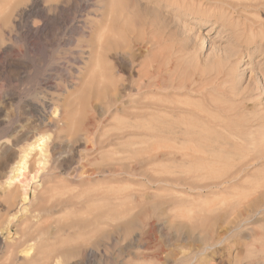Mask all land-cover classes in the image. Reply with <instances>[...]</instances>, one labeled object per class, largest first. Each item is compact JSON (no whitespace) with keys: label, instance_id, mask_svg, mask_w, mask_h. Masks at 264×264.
Wrapping results in <instances>:
<instances>
[{"label":"rangeland","instance_id":"obj_1","mask_svg":"<svg viewBox=\"0 0 264 264\" xmlns=\"http://www.w3.org/2000/svg\"><path fill=\"white\" fill-rule=\"evenodd\" d=\"M20 1L0 0V46H11L27 63L0 75V132L12 127L2 140L21 130L43 132L30 103L39 104L46 93L65 107L69 128L56 139L64 148L51 175L37 165L35 147L25 169L5 183L9 152L0 149V264H264V214L228 231L218 229L222 218L204 214L209 219L199 221V233L211 228L214 239L208 249L200 240L186 241L184 254L176 229L177 199L206 202L219 212L229 208L219 214L226 221L264 193L260 165L219 185L264 150V0H64V14L27 47L14 42L10 30L12 10L25 7ZM78 47L85 65L72 61ZM61 61L71 73L83 68L78 80L62 83L54 65ZM157 67L169 86L147 91L142 86ZM197 70L206 102L191 89ZM178 78L189 88H169ZM45 80L54 89L47 91ZM125 81L134 91L124 113L105 116ZM206 118L215 127L208 137L177 134ZM161 125L175 133L147 134ZM25 136L15 156L33 141ZM88 249L90 256L83 254Z\"/></svg>","mask_w":264,"mask_h":264},{"label":"bare ground","instance_id":"obj_2","mask_svg":"<svg viewBox=\"0 0 264 264\" xmlns=\"http://www.w3.org/2000/svg\"><path fill=\"white\" fill-rule=\"evenodd\" d=\"M49 0H22L20 1V3L22 2H25V7L21 8V9H17L16 11L12 10L13 13L15 12L14 14V19L12 20V26H11V32H12V39L14 42H22L24 44V46H29V45H33L35 44L36 41H39V36L41 33H43V31H45V29H47V26H49L50 24H52V22H55V18L57 16H55L56 14H58V16L61 17L62 14H64V11H65V2L64 0H55L56 3L54 4H48ZM19 4V3H18ZM21 5V4H19ZM258 5V4H256ZM212 8V6H211ZM52 11V13H51ZM66 13V12H65ZM38 18V22H34L32 19L33 18ZM13 18V17H12ZM60 19V18H59ZM58 22V21H57ZM60 22V20H59ZM86 24V22H84ZM54 24V23H53ZM61 24V23H60ZM64 24V23H63ZM88 25V24H86ZM52 26H55L56 25H52ZM51 26V27H52ZM61 26V25H60ZM59 26V27H60ZM83 25H81L82 27ZM57 27V28H59ZM80 27V28H81ZM88 27V26H87ZM86 27V28H87ZM56 28V29H57ZM62 28V27H61ZM60 28V29H61ZM64 29V28H63ZM85 29V27H84ZM92 29V28H91ZM82 30V29H81ZM2 31V30H1ZM48 31H50L48 29ZM54 31V30H52ZM56 31V30H55ZM62 31V30H61ZM88 31V30H87ZM9 32V31H8ZM46 32V31H45ZM5 33V32H4ZM59 33V32H58ZM64 33V32H63ZM44 34H47V33H44ZM62 34V33H61ZM92 34V33H91ZM10 35V36H11ZM60 35V34H59ZM44 36H47V35H44ZM63 36V35H62ZM79 36H82L83 38L86 37L85 36V32L83 31L82 32V35H80L79 33ZM49 37V36H48ZM47 37V38H48ZM60 37V36H58ZM42 38V37H41ZM46 40H49L47 39ZM81 38V37H80ZM11 39V40H12ZM44 39V37L42 38ZM59 39V38H58ZM61 39V38H60ZM65 39V38H64ZM56 40V38H55ZM67 40V39H65ZM41 41V39H40ZM68 41V40H67ZM46 41H44L45 43ZM66 42V41H65ZM64 42V43H65ZM71 42V41H70ZM81 42V41H80ZM47 43V42H46ZM57 43V42H56ZM17 44V43H16ZM59 44V42H58ZM71 44V43H70ZM80 44V43H79ZM7 45V44H6ZM38 45V44H37ZM47 45V44H46ZM61 45V44H60ZM3 46V45H2ZM63 46V44H62ZM67 46V44H66ZM65 46V47H66ZM78 46V45H77ZM80 46V45H79ZM82 46V45H81ZM138 46V45H137ZM26 47H24L26 49ZM31 47V46H30ZM29 47V48H30ZM41 47V46H40ZM28 48V50H30ZM57 48V47H56ZM24 49V50H25ZM143 49V48H142ZM131 50V49H130ZM129 50V51H130ZM16 51V50H15ZM20 51V50H19ZM23 51V50H22ZM145 51V50H144ZM63 53V51H61ZM72 61L75 63V64H78V63H81L82 65H85L84 63V60L82 58L83 61H81L80 59V53L83 51L81 50L80 47H78L76 50H72ZM20 53V52H19ZM139 53V52H138ZM84 54V53H83ZM26 55V54H24ZM22 56V54H21ZM27 56V55H26ZM25 56V57H26ZM31 56V55H30ZM63 56V55H62ZM67 57V56H66ZM65 56L64 57H61L62 59L63 58H66ZM70 57V56H69ZM30 58V57H29ZM60 58V59H61ZM68 58V57H67ZM27 59V57H26ZM49 59V57H48ZM59 59V60H60ZM61 59V60H62ZM69 59V58H68ZM71 59V58H70ZM25 60V58H24ZM22 60V59H18L17 57H14L13 54H12V47H1L0 46V75L3 76V74L7 73L9 74L8 71H10L11 69H18V68H21L23 69V65H27V63ZM30 60V59H27V61ZM64 60V59H63ZM49 61V60H48ZM23 62H25L23 64ZM35 62V61H34ZM41 62V61H40ZM120 62V61H119ZM53 64V63H52ZM52 64L50 66H52ZM63 62H57V63H54L55 67H59L60 69V72L62 73V75L60 73H57V74H60L61 75V78L60 80L62 81V83H64L66 85V83L69 81L68 79L70 78L71 79H75V80H78L76 73L77 74H81V71L83 68H80L77 70V71H73L72 73L71 72H68L64 69V64ZM66 64V63H65ZM30 65V64H29ZM47 65V64H46ZM43 66V65H42ZM64 66V67H63ZM67 66V65H66ZM31 66H29L30 68ZM124 68V69H127L126 67V63L122 64L121 68ZM26 68V67H25ZM20 69V70H21ZM27 69V68H26ZM44 69V68H43ZM51 69V68H50ZM72 70V69H71ZM121 70V69H120ZM131 70V69H130ZM129 70V71H130ZM23 72V70H21ZM31 71V69H30ZM49 71V70H48ZM54 71V70H53ZM127 71V70H126ZM198 71V70H197ZM16 72V71H15ZM19 72V71H18ZM29 72V70H28ZM32 72V71H31ZM125 72V71H124ZM17 73V72H16ZM41 73V72H40ZM130 73V72H129ZM149 73V72H148ZM53 74V73H52ZM175 74V73H174ZM195 74V73H194ZM15 75V73H14ZM46 75V73H45ZM147 75V74H146ZM207 75V74H206ZM12 75H10L11 77ZM18 76V75H17ZM52 76V75H51ZM149 77H147V82L142 86L144 87L147 91H151V90H155V91H162L164 89H167V86H165L166 84H164V78H163V75L161 73V69L160 67H157V68H154L153 69V72L152 74L148 75ZM48 77V76H47ZM130 77V76H129ZM20 78V77H19ZM49 78V77H48ZM58 78V77H56ZM146 78V77H145ZM167 78V77H166ZM194 78V77H193ZM18 79V78H17ZM38 79V78H37ZM52 79V78H51ZM173 79V78H172ZM203 72H199L196 74L195 78L193 79V84L194 86L191 87V89L193 90V92L199 96L203 102H206V99L207 97H204L205 95L202 94V91L203 90V87H204V84H203ZM9 80V79H7ZM39 80V79H38ZM54 80V79H53ZM68 80V81H67ZM11 81V80H10ZM16 81V80H15ZM128 81V80H127ZM9 82V81H8ZM60 82V81H59ZM177 82V83H176ZM176 85H173L171 84L169 88H174V89H177V90H180V89H183V90H186L188 89L189 87L187 86L188 85V81L184 78H178L176 80ZM188 82V83H187ZM207 82V81H206ZM5 83V82H4ZM45 88L50 90V89H54V85L53 83L51 82H48L45 80ZM71 83V82H70ZM174 83V84H175ZM41 84V83H40ZM169 84V83H168ZM10 85V84H9ZM13 85V84H12ZM71 85V84H70ZM1 86V85H0ZM8 86V84H7ZM61 86V85H60ZM9 87V86H8ZM67 87V86H66ZM70 87V86H69ZM120 89H119V94H118V97L115 96V100L113 102L110 101V106H107L106 110L104 111V115L105 116H108V115H112L113 113H119L120 111H122L124 113V109L126 108V106L128 105V100L127 98L129 97V95H131L134 90L130 87V85L125 81L124 83H122L120 86ZM118 87V88H119ZM59 88V87H58ZM57 89V88H56ZM63 90V89H62ZM169 90V89H168ZM15 91V90H14ZM56 91V90H55ZM46 92V91H45ZM139 92V91H138ZM172 92V91H171ZM2 94V93H1ZM10 94V93H9ZM8 94V95H9ZM33 94V93H32ZM62 94V92H61ZM235 94V93H234ZM245 94V93H244ZM251 94V93H250ZM115 95V94H114ZM117 95V94H116ZM237 95V94H236ZM2 96V95H1ZM252 97L254 95H251ZM8 97V96H7ZM32 97V96H31ZM30 97V98H31ZM62 97V96H61ZM24 98V97H23ZM34 98V97H32ZM7 99V98H6ZM5 99V100H6ZM38 101H39V104H32L30 103V108L32 109L31 111L33 112V122L35 123V126L37 128H40V127H43V132H40L37 128V130L34 132H24V131H17L15 132V134L13 133V136H11V140H8V139H4L2 140V138L9 132L12 131V127L10 125H7V126H4L3 129L1 130L0 132V149L3 150L4 155H7L8 152H9V157L8 159L4 160L6 162H10V168H9V174L10 176H7L5 178V183L7 184H10L11 182V176H15V174H18V173H21V171H23L25 169V159L28 157V152H31L33 150V148H38V153H37V156L39 157V160L37 161V165H40L41 169H46L47 173L49 175L52 174V171L55 169L56 165H58L57 163V160H56V155H59L61 153L60 150H62L64 148V145H63V148L61 146V144L63 142H61L59 145L56 143V139L60 138L61 135L63 134L64 130H65V127L68 125L67 124V112H65V107L64 109L62 108V106L60 105V101H59V98H55L53 96H49L47 93L41 97H38L37 98ZM244 99V98H243ZM4 100V101H5ZM19 100V99H18ZM8 101V100H7ZM6 101V102H7ZM27 101V100H26ZM5 102V103H6ZM30 102V101H29ZM28 102V103H29ZM33 102H36V101H33ZM25 105V104H24ZM208 107H211V104L210 106ZM103 108V107H102ZM3 109V108H2ZM68 111V110H66ZM3 112V111H2ZM1 114V113H0ZM28 114V113H27ZM48 114H51L53 115L52 117H49ZM69 114V113H68ZM199 114V113H197ZM196 114V116H198ZM201 116V115H200ZM18 117V116H17ZM30 117V116H29ZM70 117V116H68ZM13 119V118H12ZM101 119V118H99ZM202 119V117H201ZM200 119V120H201ZM207 121L205 122H202L203 124L201 126H192V128H188V127H185L183 130H180L179 133H177L178 135H185V136H190V135H197V136H209L210 134H213V130H215V127L212 126V122L211 120H209L210 118H206ZM14 121V120H12ZM4 122V120H3ZM197 122V121H195ZM2 123V122H1ZM0 123V125H1ZM69 123V122H68ZM93 123V122H92ZM91 123V124H92ZM211 123V124H210ZM257 123V122H256ZM195 124V123H194ZM30 125V124H29ZM28 125V126H29ZM90 125V124H88ZM199 125V124H198ZM22 126V125H20ZM31 126V125H30ZM27 127V126H26ZM68 127V126H67ZM90 127V126H89ZM99 127V126H98ZM30 128V127H28ZM69 128V127H68ZM67 128V129H68ZM178 128V127H177ZM218 128V127H217ZM19 129V128H18ZM95 129V128H94ZM93 129V130H94ZM16 130V129H15ZM20 130V129H19ZM66 131V130H65ZM95 131V130H94ZM87 132V130H86ZM93 132V131H92ZM90 131V135L91 136H94L95 132L92 133ZM147 134L150 136H161V135H171L173 133H175V130L172 129L171 127H167L166 126H159V127H148L147 128ZM65 133V132H64ZM28 136L29 139H33L32 142H28L27 143V138L25 139L26 140V145H25V149L23 148L22 150H20V154L18 156H15V148L18 147L19 145V142L21 140L22 137L24 136ZM87 135H89V130L87 132ZM25 136V137H26ZM9 138V139H10ZM63 139V138H62ZM61 139V140H62ZM83 139V138H82ZM86 140V139H85ZM60 141V140H59ZM58 141V143H59ZM64 141V139H63ZM66 141V140H65ZM89 141V140H88ZM83 142V140H82ZM21 143V142H20ZM81 143V142H80ZM96 143V142H95ZM94 143V144H95ZM86 144V143H85ZM75 145V144H74ZM85 146V145H84ZM24 147V145L22 146ZM87 147V146H85ZM192 147V146H191ZM193 148V147H192ZM66 149V148H65ZM91 151V150H90ZM63 152V151H62ZM75 152V151H74ZM3 155V154H2ZM17 155V154H16ZM73 155V153H72ZM71 156V155H70ZM249 156V155H247ZM245 156V159L246 157ZM4 157V156H3ZM72 157V156H71ZM70 160V158L67 156V160ZM60 160V159H59ZM63 160V159H62ZM66 160V159H65ZM61 161V160H60ZM62 163H65V162H62ZM62 163H61V166H62ZM27 164V162H26ZM243 165L236 169V171H234L231 175H229L228 177L226 176V179L222 182L219 183V185H226L228 186L229 185V182H233L235 181L237 178H239L241 175H243L250 167H253V166H256V165H260V166H264V150L262 149H259V151H257L256 154H254V156H251V158L249 160H247L246 162L242 163ZM60 166V165H59ZM57 172V171H56ZM55 173V172H54ZM53 173V175H54ZM52 175V176H53ZM56 175V174H55ZM263 175V174H262ZM6 176V174H5ZM263 177V178H262ZM261 177V179L264 181V175ZM53 178V177H52ZM260 197L259 199H247L245 205L243 203V205H241L242 203H240L241 206H243V208L239 205L238 203V206H240V210H237L234 206L232 205L234 208H231V210H237V212L235 213H231L233 214L232 216V219L229 220L228 216H226V221L223 219V217L225 216V212H228L229 213V208L228 207H231V206H228V211H221V208H219L220 210H218L216 207L214 206H211V204H207L205 202V206L204 205H196V202L194 199H177V207L179 209V221H178V224H177V232H178V235H179V241H180V248H181V251H182V254H184V245L183 243L186 242V241H194V242H197L198 240H200L199 242L201 243V245L203 247L201 248H207L211 241L214 239V233H212L213 231H210L212 230L210 228V230H206V234L203 235L202 237V234H204L203 232L204 231H201V234L199 233L200 232V227L203 229V226L204 223L207 221V219H209L207 217V219L205 218L208 215H212V214H216V218L218 220V218H222L223 220V225L221 228H218V229H223L224 231H228L232 225L234 226H239L241 225L242 223H245L247 222L248 223V220L252 221L254 220L258 214L261 215V214H264V193L262 192H259ZM258 194V195H259ZM259 197V196H258ZM256 198V197H255ZM214 202V201H213ZM225 202H223L224 204ZM215 204V203H214ZM219 204V203H218ZM221 204V203H220ZM227 204V203H226ZM225 204V205H226ZM229 204V203H228ZM237 204V203H236ZM217 205V204H216ZM219 207V206H218ZM224 208V207H223ZM222 208V209H223ZM226 208V209H227ZM239 209V208H238ZM218 210V211H217ZM225 210V208H224ZM218 212L215 213V212ZM223 212V213H222ZM203 213V214H201ZM197 214V215H196ZM199 214V215H198ZM204 214H205V217H204ZM219 214H224L223 217H219V216H222V215H219ZM227 214V213H226ZM198 216H203V217H200L202 218L203 220H200L198 219L199 217ZM209 216V217H210ZM198 217V218H197ZM212 218H213V215H212ZM228 218V220H227ZM204 219H206V221H204ZM199 221L202 222V225L199 223ZM214 221H216V219L214 218ZM214 226H218V223H216L215 225V222H213ZM201 225V226H200ZM200 226V227H199ZM215 231V230H214ZM113 232H116L115 229H113ZM201 235V236H200ZM199 243V244H200ZM209 248V247H208ZM207 248V249H208ZM30 249V248H29ZM85 251V250H84ZM27 254V251L25 252ZM25 254V255H26ZM83 254H86V256H90L92 254V251L91 249L89 250H86L85 253Z\"/></svg>","mask_w":264,"mask_h":264}]
</instances>
